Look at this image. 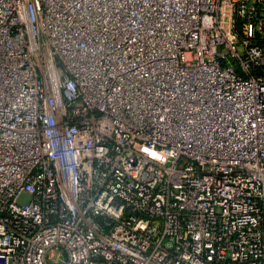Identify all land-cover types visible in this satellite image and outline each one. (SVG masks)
<instances>
[{"label": "built area", "instance_id": "1", "mask_svg": "<svg viewBox=\"0 0 264 264\" xmlns=\"http://www.w3.org/2000/svg\"><path fill=\"white\" fill-rule=\"evenodd\" d=\"M0 264H264V0H0Z\"/></svg>", "mask_w": 264, "mask_h": 264}, {"label": "rangeland", "instance_id": "2", "mask_svg": "<svg viewBox=\"0 0 264 264\" xmlns=\"http://www.w3.org/2000/svg\"><path fill=\"white\" fill-rule=\"evenodd\" d=\"M227 9L225 7L222 6L221 8V15H220V23L223 25V24H226V21H227V18L225 16H222V13L225 12L227 13ZM30 200V197L29 195L27 194H23L19 197L18 199V203L19 204H25L27 203L28 201Z\"/></svg>", "mask_w": 264, "mask_h": 264}]
</instances>
